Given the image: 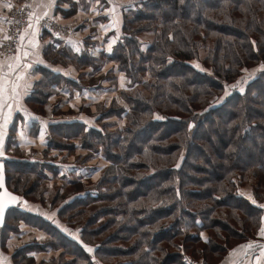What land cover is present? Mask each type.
<instances>
[{
	"label": "trees",
	"instance_id": "trees-1",
	"mask_svg": "<svg viewBox=\"0 0 264 264\" xmlns=\"http://www.w3.org/2000/svg\"><path fill=\"white\" fill-rule=\"evenodd\" d=\"M120 32L110 53L77 62L93 74L114 65L124 78L117 91L124 107L111 100L94 116L98 128L49 125V140L76 141L106 162L86 196L57 213L80 225L79 241L23 213V203H45L39 172L4 162L6 186L20 202L0 224V245L21 220L47 235L40 248L16 250L13 264H36L32 253L46 250L56 255L39 264H217L261 226L264 0H130ZM43 76L27 99L37 113L60 92L59 76ZM63 143L48 148L62 152Z\"/></svg>",
	"mask_w": 264,
	"mask_h": 264
},
{
	"label": "crops",
	"instance_id": "crops-1",
	"mask_svg": "<svg viewBox=\"0 0 264 264\" xmlns=\"http://www.w3.org/2000/svg\"><path fill=\"white\" fill-rule=\"evenodd\" d=\"M21 1L23 0H0V41L4 38L8 11ZM32 3L31 13L34 15L31 22L34 24L35 15L42 14L43 9L36 7L40 3V0H32ZM129 4L130 0H99V2L97 0H56L55 6L49 11V16L58 20L61 24L70 27L72 33L69 36L59 35L57 37L53 33L40 28V35L37 37V41L44 64L34 65L37 71L30 78L32 87L28 88L26 93L23 92L24 82L21 81V89H18V91L22 92L19 102L20 108L16 109V105H13L14 111L12 113V119L6 127L4 137L2 149L4 155L0 158L9 157L11 150L16 147L28 149L31 147L45 146V142H41L42 138L45 139V132L43 133V130L32 132L30 128H44L45 131V128L49 127L50 124L71 123L75 121L84 122L81 117L82 114L78 112L80 106L86 108L88 105H93L92 107H94V105L105 104L106 106L110 103L111 99L104 97L107 91L102 93L103 89L106 90L104 86L97 85L95 87L92 85L95 81L92 82L91 79H88L93 75H102L106 71L104 70L105 68H111L113 66L105 65L100 71L93 74L92 68L79 66L77 61L86 54L96 57L100 52L110 53L120 38L122 13ZM7 5H11L12 7L9 8ZM113 8H115L114 13L112 11ZM113 20L117 22L114 28L110 26ZM29 23L30 21L24 27L23 32L25 30L29 33L32 31V29L28 28ZM110 41L112 42L109 43ZM87 42L88 44H86ZM91 42L95 44L88 46ZM23 44L27 46L28 40L25 39ZM77 48L79 49L78 51ZM32 59V57L28 58L29 61ZM8 62L11 61L8 59L3 63L6 64ZM43 72L49 76L51 74L60 77L58 81L60 84V92L53 93L49 96L47 103L43 107V113L39 114L28 106L30 103L27 99L33 93L35 83L44 79ZM116 73L114 75L119 78L116 89L119 90L122 88L124 78L122 79L123 76L121 77V73ZM103 99L104 101L101 103ZM7 111L8 109L5 108L4 112ZM25 111L32 115L25 116ZM11 135L16 138V142L12 143V145H7V139ZM21 209H30L32 213L37 215L40 213L49 216L48 214L52 213V216L55 217V212L50 210V204L47 201L42 205H26L23 203ZM20 227L22 229L20 234L14 236L13 234L9 235L6 252L2 251L4 248L0 245V264H13L11 258L16 250L30 244H35L43 239L34 236L36 233L43 234L41 231L25 224ZM258 232L254 238H250L232 248L217 264H257L256 258L260 256V249L258 247L251 254H249L250 250L247 249H240L235 253H233V250L239 249V246L246 245L249 242H252L254 246L264 244V237L259 236ZM8 244L13 245L8 246ZM55 255V252L46 250L43 252H34L31 256L34 258L36 264H39ZM186 260V262H189L191 259ZM260 264H264V259H261Z\"/></svg>",
	"mask_w": 264,
	"mask_h": 264
},
{
	"label": "rangeland",
	"instance_id": "rangeland-1",
	"mask_svg": "<svg viewBox=\"0 0 264 264\" xmlns=\"http://www.w3.org/2000/svg\"><path fill=\"white\" fill-rule=\"evenodd\" d=\"M132 2V1H131ZM58 21V20H56ZM59 22V21H58ZM60 23V22H59ZM64 25V24H63ZM67 26V25H65ZM70 28V27H69ZM72 33V29L70 28V34ZM69 34V35H70ZM68 35V36H69ZM143 37V36H142ZM88 44V42L86 43ZM85 44V45H86ZM95 44L94 42H91L88 46H93ZM82 63V62H81ZM81 66V65H79ZM109 66V65H108ZM114 66V65H113ZM110 68H105V72H103L102 75H93L90 77L88 80L91 79L92 82H94L92 85L93 86H99L103 85L106 90L103 89L102 93L107 91L104 95V97H108L109 99L113 100L116 99L121 107H124V102L121 98V95H119L118 90L116 89V85L118 84V79L116 76H114V73L117 71L115 70L116 67H111ZM255 69H253L251 72H246L241 79V81H244L245 78L248 79V76L250 74H255ZM117 74V73H116ZM247 76V77H246ZM94 77V78H93ZM122 77V75H121ZM120 77V78H121ZM122 81V80H121ZM120 81V82H121ZM122 83V82H121ZM239 85L243 86V84L237 83L236 86L239 87ZM107 98V99H108ZM104 99L101 101L103 103ZM110 104L106 105L105 104L98 106V107H92L93 105H88L86 108L83 106H80V110L78 111L79 113L82 114V118L84 120V123L88 128L90 127H96L98 128V124L94 120L96 117V113H99L100 111H103L104 109H107V106ZM40 110V109H38ZM103 113V112H102ZM41 114V113H39ZM95 116V117H93ZM71 124V123H67ZM122 122L120 123L121 126ZM52 125V124H50ZM33 131H39L43 130V133L45 132V139L42 138V143L45 142V146H40V147H31L28 149H22V148H14L11 150L9 157L5 158H0L2 161H8V165H20V163H24L27 165H31L38 171L39 176H40V188L42 191L40 192V195L44 194V201H47L54 209L51 211L55 212V217L52 216V213H49V216H45L43 214L38 213V215L32 213V211L29 210H23V213L28 214V216L34 217V218H43L45 220L51 221L50 223L52 225H56L68 238L74 239L79 241V236H80V225L74 221H66V220H61L59 218V215L57 214L60 207L66 206L70 201H72L74 198H83L86 196L87 192H85V188L89 187L91 184L95 183V181L99 178L100 174L98 173L100 171V168L104 165H106V162L100 156L98 152H91L89 153L88 151L82 149L79 147L76 141H67V142H62L59 138L57 140L60 143H63L65 145V149L62 152L60 150H55V149H50L48 148V144L51 146L54 145L55 141V135L52 140L50 139V130L52 131L53 128L51 127H46L45 131L44 128H30ZM53 141V143H52ZM16 142V138H15ZM71 145V146H70ZM54 147V146H53ZM72 151V154H69V151ZM91 154L92 158L87 159ZM45 169V170H44ZM33 180H30V183ZM72 183H78L83 189L82 193L80 194H74V190L72 187ZM245 189H248L247 186ZM73 190V191H72ZM243 193L247 196H249V191L244 190ZM52 196H56V202L51 204V198ZM22 199V198H21ZM24 199V198H23ZM63 201L61 202V200ZM25 200V199H24ZM26 202V201H25ZM61 202V204H60ZM28 203V202H26ZM32 204V203H28ZM40 204V203H38ZM42 205V204H41ZM51 209V208H50ZM30 211V212H29ZM51 217V218H49ZM55 222H54V221ZM22 222V223H21ZM25 221H20L19 223H16L15 225H12L10 234L17 235L21 233V227L24 224ZM43 220H40L37 223H42ZM54 222V223H53ZM65 229L67 231H65ZM8 231L6 234V239L3 241L1 247L4 248L2 251L6 252V244L9 235ZM34 236L37 238H43L37 244H39V247L43 245L44 240L46 239L45 236L41 233H36ZM5 245V247H4ZM13 244H8V246H11ZM43 257V256H42ZM55 257V256H54ZM186 260V258H185Z\"/></svg>",
	"mask_w": 264,
	"mask_h": 264
},
{
	"label": "snow or ice",
	"instance_id": "snow-or-ice-1",
	"mask_svg": "<svg viewBox=\"0 0 264 264\" xmlns=\"http://www.w3.org/2000/svg\"><path fill=\"white\" fill-rule=\"evenodd\" d=\"M99 2V0H97ZM56 0H40V3L36 5V7L42 8L43 12L40 15H35V23L33 24L31 21L33 19V13H29V21L28 28L32 29L29 33L27 30L20 34L19 40L20 44L17 47L16 54L12 57H8L11 62L8 63H0V157L4 155L3 153V144L4 137L6 132V127L9 124V121L12 119V113L14 111L13 105H16V109L20 108V97L22 95L21 91V81H23V92H27V89L32 87L30 82V78L35 74L37 69L34 65L44 64L40 51L39 44L37 41V37L40 35V27L44 25L40 24V21L44 19V17H48L52 19L53 17L49 16V11L55 6ZM7 7L11 8V5H7ZM113 13L115 12V8L112 9ZM58 19V18H57ZM116 21L113 20L111 27H116ZM51 30V29H49ZM57 37H59V33H54ZM4 39H12L11 37L5 36ZM28 40V45L25 46L23 44L24 40ZM110 41L109 43H111ZM254 43V42H253ZM79 49L77 48V51ZM110 50V49H109ZM0 55H3L0 53ZM29 57L33 59L31 61L28 60ZM47 66V65H45ZM198 67V65H197ZM123 79V77H122ZM123 87V85H122ZM241 92L244 91L243 88L240 89ZM227 94V93H226ZM79 95V94H78ZM7 108L8 111L4 112V109ZM25 116L32 115L25 111ZM35 118V117H33ZM161 118L162 117H158ZM192 125L189 124V128ZM23 135V133H21ZM42 135V133H41ZM179 194V193H178ZM251 202L255 205L257 201L253 199L251 196L248 197ZM20 197L12 194L7 191L4 185V164L0 163V222L3 221L5 215V209L8 205L15 204ZM26 203V202H25ZM258 207L264 209V204L258 205ZM51 218V217H49ZM262 224L259 229L258 235L264 237V217L261 218ZM55 222V221H54ZM199 223V221H197ZM65 231H67L65 229ZM201 238L205 240L206 243L209 241L204 237L203 233L200 234ZM82 243V242H81ZM85 250L89 253L93 252L92 247H88L87 245H83ZM258 247L260 249V256L257 257V264H260L261 259H264V244L255 245L252 242H249L246 245L239 246V249H234L233 253L239 251L240 249L250 250L249 254Z\"/></svg>",
	"mask_w": 264,
	"mask_h": 264
},
{
	"label": "built area",
	"instance_id": "built-area-1",
	"mask_svg": "<svg viewBox=\"0 0 264 264\" xmlns=\"http://www.w3.org/2000/svg\"><path fill=\"white\" fill-rule=\"evenodd\" d=\"M32 0H23L18 3L16 6L12 7L7 14V23L4 29V37L8 36L12 39H2L0 41V62H6L8 57H12L16 54L18 45L20 44L19 36L22 34L24 27L29 21V13L32 12ZM43 27H40L43 30H46L50 33H59L61 36H68L70 34V28L65 26L55 18L49 19L44 17L40 21ZM51 29V30H49ZM2 161V160H1ZM189 264H201L196 261L190 260Z\"/></svg>",
	"mask_w": 264,
	"mask_h": 264
},
{
	"label": "water",
	"instance_id": "water-1",
	"mask_svg": "<svg viewBox=\"0 0 264 264\" xmlns=\"http://www.w3.org/2000/svg\"><path fill=\"white\" fill-rule=\"evenodd\" d=\"M0 163H3V164H4V161H1V160H0ZM4 185H5V188L7 189V191H9L8 188H7V186H6L5 164H4ZM9 192H11V191H9ZM11 193L14 194V195H16L17 197H19L17 194H15V193H13V192H11ZM19 202H20V200H18L15 204H11V205H8V206L6 207V209H5V215H4L3 221L0 222V224H2V223L4 222V220H5V216H6L7 212H8L10 209H12V208L17 207L18 204H19Z\"/></svg>",
	"mask_w": 264,
	"mask_h": 264
}]
</instances>
